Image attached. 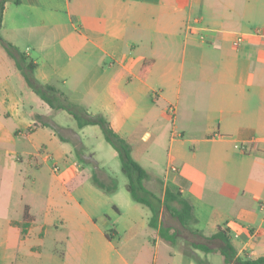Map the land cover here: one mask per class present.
<instances>
[{"label": "crops", "instance_id": "crops-1", "mask_svg": "<svg viewBox=\"0 0 264 264\" xmlns=\"http://www.w3.org/2000/svg\"><path fill=\"white\" fill-rule=\"evenodd\" d=\"M0 34L37 63L39 81L102 113L131 149L138 131L147 140L171 121L165 171H147L190 201L193 222L195 210H212L202 180H221L231 199L212 231L188 226L205 235L227 228L238 255L264 256V0H8ZM240 34L248 36L237 44ZM24 87L0 44V264H132L125 246L139 232V210L118 154L98 125L49 120L79 134L101 180L118 179L107 193L89 182L92 168L82 169L72 143L36 120L44 114L28 113ZM26 96L45 114L62 110ZM6 133L14 138L2 141ZM179 138L191 142L190 159L178 156ZM150 228L153 254L163 238Z\"/></svg>", "mask_w": 264, "mask_h": 264}, {"label": "trees", "instance_id": "trees-1", "mask_svg": "<svg viewBox=\"0 0 264 264\" xmlns=\"http://www.w3.org/2000/svg\"><path fill=\"white\" fill-rule=\"evenodd\" d=\"M7 1L0 0V26ZM0 44L22 73L28 88L38 95L41 100L53 109H62L72 115L78 128L86 125H98L100 127L105 141L118 153L121 172L127 178V191L134 201L149 209L148 225L152 228H158L161 238L175 243L177 238L183 239L181 233L187 231L192 236L202 238L201 241L190 242L193 250L208 254L216 249L220 253L224 264H264V256L249 258L238 255L227 228L218 226L216 232L211 235H205L199 230L191 229L188 226V222L192 220L193 209L190 201L183 198L179 192H174L169 186L164 187L160 178H152L151 174L132 157L130 143L114 131L109 120L102 113H90L84 106L70 101L66 93L57 86L39 81L34 74L37 63L29 60L25 52L5 40L1 34ZM35 118L41 124L52 128L62 141L71 142L80 162L92 165L91 180L94 185L107 193H111L118 188L117 179L110 178V180L105 181L98 177L96 171L98 164L92 156L83 155V152H85L84 146L77 132L71 131L69 132L71 136H65L62 134L63 128L52 121L41 120L42 116L38 114L35 115ZM153 184H159L160 193L154 190ZM166 213L178 223L177 226L160 225V220ZM25 217L27 218L26 214ZM189 255L196 264H203L193 252H190Z\"/></svg>", "mask_w": 264, "mask_h": 264}, {"label": "rangeland", "instance_id": "rangeland-1", "mask_svg": "<svg viewBox=\"0 0 264 264\" xmlns=\"http://www.w3.org/2000/svg\"><path fill=\"white\" fill-rule=\"evenodd\" d=\"M14 86L19 89L16 80H14ZM24 88L27 90H21V91L24 92L23 99L26 103L28 113L30 114L34 112L41 113L44 114L41 115L42 116L41 120L49 121L50 119H54L58 123L64 125H68V124L70 125L73 122H75L73 117L65 110H58V111L55 110L56 113H54L53 115L45 114L42 108L37 107L36 104H33L31 100L26 96V94H33L35 96V93H33L30 88L27 87ZM30 104L33 106L32 109L30 108ZM16 123H19V121H16ZM168 125L169 128L167 125L166 126L162 125V127H159L156 130H152L151 136L147 140H140L139 137L142 132L138 131L136 134L137 137L134 140H132V150H131L132 157L136 161H138V163L143 168H145L148 171H152L153 173H156L158 175L164 173L167 164V152L169 150L168 135H170L169 130H171V125H172L171 121H168ZM19 129H21L24 132H27V130L24 127H20ZM192 133L195 134L196 132H192ZM62 134L66 136H71L68 131H62ZM10 138H14L13 135L11 134L8 136L6 133V136L2 141H7ZM96 142L97 140L94 138L93 143L96 144ZM104 144H106V146L114 150L105 140H104ZM176 145L180 146L182 150V154L178 156L180 158L190 159L192 155L191 142H185L181 144L179 138L178 140L176 139V141L174 142V147ZM198 145H199V150H202L203 149L202 144L198 143ZM83 155H87V153L83 152ZM4 156L5 154L3 152H0V157L3 158ZM116 161L119 162L120 164L118 155L116 157ZM81 163L83 166L82 169L85 167L87 169L92 168V165H90L89 163H85V162H81ZM108 164L111 167H114L113 161L109 160ZM170 173L176 174L175 172H170ZM118 174L120 178H124L125 180L127 179L125 175L121 172L120 166L118 167ZM115 179L117 178L115 177ZM89 182L93 184L91 179H89ZM153 186H154V190L160 193L159 184L156 185L153 184ZM202 186H205L206 189V194L204 196L203 202H205L207 206L212 208V210L210 213L204 211L198 213L197 210H195L193 216L195 217L197 215L196 221L194 222L190 221V224L192 223L197 224L199 227L204 229V232L209 233L210 231H212L211 225L213 221L219 218V213L226 211V206L230 202L231 196L227 191L229 190V188L226 187L221 180H216L210 177L209 175H206L202 180ZM216 186L218 188H216ZM36 202H40L39 197L36 198ZM135 206H137L139 210V214L137 215V219H138L137 228L139 232L136 235L135 239H133L132 242L126 244L125 246L126 256L130 258L129 261L132 264H189L190 261L195 262L190 257L189 255L190 252H193V254L198 259H200L203 264H224L220 253L216 249L208 254L199 250H193L190 245V242L195 240L201 241L202 238L197 236H192L187 231H183V233H181L183 234V239L177 238L175 243H171L170 241H167L165 239L161 240L156 250H154L153 254L150 253L147 249L145 250L146 248L145 239L147 235L150 234L151 232V228L148 227L146 221L147 215H150V211L146 206H143L139 203H135ZM101 207L102 209L105 208V206H103L102 204ZM165 219H166L165 220L166 224L172 225L173 227L178 225V223L175 220H172L169 214L167 213L165 214ZM121 228H122L121 221H117V222L115 221L114 223L109 224L106 231L108 233L116 235L115 233L117 232L119 233L121 231ZM204 232L201 231L202 234H204ZM92 234L95 237L100 236V234L94 229H92ZM129 246H131L132 248L131 247L129 248ZM128 248L129 250L132 251V256L127 253ZM0 263H2V261ZM90 264H101V263H98L97 260L94 259Z\"/></svg>", "mask_w": 264, "mask_h": 264}, {"label": "built area", "instance_id": "built-area-1", "mask_svg": "<svg viewBox=\"0 0 264 264\" xmlns=\"http://www.w3.org/2000/svg\"><path fill=\"white\" fill-rule=\"evenodd\" d=\"M258 32H259L258 30L255 31L256 34H257ZM247 36H248L247 34H240V35H238V36L236 37V43H237V44L242 43V42L246 39ZM169 110L172 111V108H169ZM170 169H171V170H175L174 166H170Z\"/></svg>", "mask_w": 264, "mask_h": 264}]
</instances>
